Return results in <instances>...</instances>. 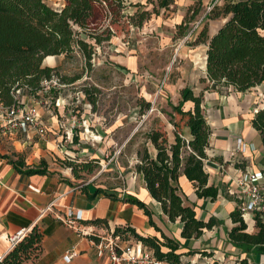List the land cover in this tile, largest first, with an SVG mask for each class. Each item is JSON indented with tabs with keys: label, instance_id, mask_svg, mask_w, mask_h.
Instances as JSON below:
<instances>
[{
	"label": "trees",
	"instance_id": "obj_1",
	"mask_svg": "<svg viewBox=\"0 0 264 264\" xmlns=\"http://www.w3.org/2000/svg\"><path fill=\"white\" fill-rule=\"evenodd\" d=\"M104 5V0H66L62 8H53L45 0H0V102L9 106L15 104L17 90H21L19 97L26 93L32 97H40L42 83L52 78L59 79L65 85L80 79V76L73 79L62 77L56 67L44 66V60L49 56H68L78 52L90 65L94 47L81 36L86 34L96 44L111 39L112 33L105 37L93 31L88 32L91 25L96 23L97 14ZM198 11L196 9L195 14ZM146 15V12L138 11L135 16L139 21L134 25L141 27ZM206 18L227 19L212 37L208 36L206 25L196 40L197 43L208 42L206 75L210 86L207 88L224 87L248 93L264 85V0H223L221 5L213 7ZM131 20H134L133 17ZM188 30V24L180 25L176 35L183 37ZM84 94L95 104L93 91L84 89ZM143 102L146 108L150 107V102ZM187 102L193 103L191 109H184ZM168 103L174 115L192 119L189 127L191 139L187 140L183 137L184 132L179 131L174 133L173 141L161 140L158 132L150 134L148 139L152 142L155 153H151L147 145H142L136 152L138 161L134 168L169 220H180L183 225L182 238L198 239L205 230H211L222 222L213 217L205 222L197 217L195 207L186 203L187 197L179 185V177L186 176L199 199L214 202L222 188L215 183L209 184L206 162H224L221 156L209 154L212 150L210 139L213 131L202 110L203 94L196 96L192 89L186 87L181 91L176 105L170 101ZM252 125L264 141V109L255 114ZM77 136V133L73 135V144L80 143ZM0 158L7 160L22 175L50 174L47 160H42L39 165L29 166L24 156L17 152H13L11 156L0 155ZM57 160L61 166L71 169L76 180L82 179V171H93L91 162L77 163L70 156L63 161ZM235 166L245 168L246 160L237 159ZM67 182L71 184L70 181ZM84 184L82 192L90 200L103 196L113 201L136 205L144 211L149 224L160 233V237L143 236L126 224L115 227L114 236H119L126 242L132 237L145 250L168 264H225L217 259L211 263H206L203 259L193 262L189 257L196 252L185 251V247L177 239L168 237L159 229L147 205L138 198L129 194L120 198L115 192L96 187L90 193L92 184ZM230 218L234 226L228 232L229 242L241 254H247V257L264 253V221L255 218L257 232L249 233L247 223L238 209L230 214ZM92 224L107 225V221L97 219ZM43 240L44 232L38 225L34 226L0 260V264H28L41 252ZM201 254L204 257L213 256V253L209 255L208 252ZM240 262L248 264L247 259Z\"/></svg>",
	"mask_w": 264,
	"mask_h": 264
},
{
	"label": "crops",
	"instance_id": "obj_2",
	"mask_svg": "<svg viewBox=\"0 0 264 264\" xmlns=\"http://www.w3.org/2000/svg\"><path fill=\"white\" fill-rule=\"evenodd\" d=\"M128 1L135 5L133 9H139L152 16L144 32L153 34L161 49L171 52L175 68L179 70L172 80L169 76L159 80L161 90L164 88L167 97H176L177 102L180 100L181 91L186 87L192 89L196 96L203 94L204 114L213 131L210 139L212 150L209 154L221 156L224 162L223 164L216 161L206 162V171L209 173V184L221 185V193L214 202L199 199L193 184L185 175H181L178 181L187 197L186 203L195 207L198 218L207 222L213 217L222 224L205 230L198 239L182 238L183 225L180 220L177 219L175 222L169 220L163 213L160 203L152 198L146 189L145 182L140 176L138 190L135 185H130L118 196L122 198L129 194L144 202L159 229L168 237L177 239L185 247V251L196 252L194 256L189 257L193 262L200 260L202 252H208L213 253L215 259L225 264H241L240 261L244 259H247L248 264H264V253L247 257V254H241L228 238V232L234 226L230 214L237 209L234 198L229 194L233 187V179L245 170L257 171L264 167V141L252 125L255 110L264 109V85L248 93L224 87L207 88L210 86L206 75L208 42H196L202 27L198 28L191 41L184 43L183 38L200 21L201 24L207 25L209 37L227 21L224 18H206L208 6L216 0ZM222 2L223 0H219L217 4L221 5ZM196 9L199 10L197 14ZM187 24L189 30L185 36L176 35L178 27ZM62 58L63 56H49L44 60V66L55 68ZM132 59L133 61L128 59L126 63L134 70L136 63L134 57ZM23 101L28 104V97L23 96ZM173 104L176 105V101ZM185 106L191 109L193 103L187 102ZM53 111L55 114L42 108L43 121L45 119L47 127L51 125L53 128L51 130L56 136L55 131H59L60 128V121H57V118L60 117L55 110ZM62 112L65 110L59 111V114L64 116ZM47 136L40 138L35 135H19L14 141L0 142V155L11 156L13 152L20 153L29 166H36L42 160H47L50 173L22 175L16 172L7 160L0 158V256H5L9 252L11 237L22 230L28 233L36 225L44 232V240L41 252L28 264H109L107 257L98 256L97 234L103 236L109 228L126 224L143 236L160 237V233L149 224L144 211L136 205L113 201L103 196L95 200L88 199L82 192L83 184L76 183L71 169L61 166L57 160H65L69 156L68 152L59 147L56 139L50 140ZM183 137L191 139L190 130H187ZM239 139L248 145L245 153L238 155L239 158L246 160L245 168L236 167V160L231 155ZM93 189L94 187H90L89 192L92 193ZM52 203V212L45 211ZM68 208L84 212V220L76 228L68 227L56 217L58 214L63 215ZM97 219L107 221V225L92 224ZM246 223L247 232H257L254 220L248 219ZM72 252L73 258L66 262L64 256Z\"/></svg>",
	"mask_w": 264,
	"mask_h": 264
},
{
	"label": "rangeland",
	"instance_id": "obj_3",
	"mask_svg": "<svg viewBox=\"0 0 264 264\" xmlns=\"http://www.w3.org/2000/svg\"><path fill=\"white\" fill-rule=\"evenodd\" d=\"M45 1L53 8H62L66 3V0ZM104 1L106 5L99 10L97 21L88 32L105 37L112 33V37L96 44L86 34L81 36L94 47L90 65L77 52L63 55L58 62L57 72L62 77L80 76V79L51 92L50 97H61L69 111L65 109L62 116L59 111L63 105L52 108L60 117L57 121L65 126L62 128L61 124L55 136L48 125L47 138L56 139L59 147L77 163H92L93 171H82V179L76 183L92 184L119 195L130 185L138 190L139 176L134 168L138 161L136 152L145 144L155 153L149 135L158 132L161 140L172 141L176 131L189 130L192 119L174 115L168 102L178 103L176 97H167L165 89L161 90L159 80L164 76L172 80L179 70L175 68L171 52L162 50L153 34L144 32L152 16L147 14L138 27L134 25L139 21L135 15L140 10L133 9L135 5L128 0ZM202 24L200 28L205 27ZM132 57L136 63L134 70L126 63L128 59L133 61ZM84 89L94 92L95 104L86 97ZM25 97L30 101L32 96L26 93ZM143 101L150 102V107L146 108ZM202 110L204 113L203 106ZM70 131L73 132L68 135ZM76 133L79 144L72 142ZM128 241L136 242L132 237ZM200 259L211 263L215 257L213 254Z\"/></svg>",
	"mask_w": 264,
	"mask_h": 264
},
{
	"label": "built area",
	"instance_id": "obj_4",
	"mask_svg": "<svg viewBox=\"0 0 264 264\" xmlns=\"http://www.w3.org/2000/svg\"><path fill=\"white\" fill-rule=\"evenodd\" d=\"M208 6L207 11L210 12L218 3ZM201 22L187 33L183 38L186 43L193 39L195 32L198 30ZM78 53V52H77ZM67 85L62 84L59 79L42 83V89L39 94L42 97H31L30 104L23 101V97H19L21 90H17L15 99L17 102L13 105H5L0 102V141H14L19 135H35L40 138L47 136L49 130L43 121L42 108L47 111L54 112L52 108H60L64 101L61 97H50L53 89L65 88ZM57 108V109H58ZM258 110H255L257 113ZM61 125V124H60ZM65 125H62L63 128ZM70 131L68 135H71ZM248 145L238 140L235 150L232 152L233 159H240L238 155L244 154ZM229 194L234 198L237 209L245 220H254L260 218L264 221V167L257 171L245 170L233 179V187L229 190ZM53 203L50 204L45 211L52 212ZM65 225L70 228H76L84 220V212L80 209L68 208L63 215H56ZM27 231H19L10 238V250L23 240ZM99 241L96 243L98 256L100 258L107 257L109 264H168L165 261L157 259L151 252L145 250L139 242H126L119 236H114V228H109L105 235L97 234ZM9 250V251H10ZM74 253H67L64 256L66 262H70ZM4 256H0V260Z\"/></svg>",
	"mask_w": 264,
	"mask_h": 264
}]
</instances>
